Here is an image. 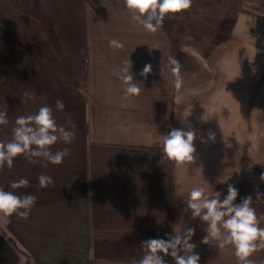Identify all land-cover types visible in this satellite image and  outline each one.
Here are the masks:
<instances>
[{
	"label": "crops",
	"instance_id": "1",
	"mask_svg": "<svg viewBox=\"0 0 264 264\" xmlns=\"http://www.w3.org/2000/svg\"><path fill=\"white\" fill-rule=\"evenodd\" d=\"M206 3L193 0L149 32L124 0H0V111L9 120L0 141L12 139L17 117L42 106L75 133L70 144L52 146L70 150L59 165L30 164L21 155L0 170V188L37 197L27 219L0 214V264H136L141 242L186 228L195 229L199 264H238L233 246L202 243L207 225L192 218L186 200L194 188L223 199L229 184H263L254 163L264 164V35L219 33L223 11L240 10L252 20V7L263 11L264 0ZM200 11L202 18L191 16ZM193 25L202 33L194 36ZM169 56L181 63L179 90ZM128 59L139 96H126L117 76ZM147 63L153 70L144 78ZM25 91L35 99L22 102ZM171 128L195 130L193 164L177 167L163 156ZM41 174L54 184L40 188ZM20 178L30 186L11 189ZM240 201L238 190L234 203ZM252 207L264 216V202ZM164 259L175 264L170 255ZM250 259L259 264L264 249Z\"/></svg>",
	"mask_w": 264,
	"mask_h": 264
},
{
	"label": "clouds",
	"instance_id": "2",
	"mask_svg": "<svg viewBox=\"0 0 264 264\" xmlns=\"http://www.w3.org/2000/svg\"><path fill=\"white\" fill-rule=\"evenodd\" d=\"M192 3L193 0H124L126 9L133 13L132 19L149 32H156L166 17L189 10ZM109 43L114 48H123V44L117 40H111ZM168 64L173 76V86L179 90L183 85L181 63L175 57L169 56ZM131 69L132 62L128 59L118 70L117 76L125 86L126 96H139L142 89L135 81ZM152 70V64L147 63L139 75L147 78ZM160 75H163L162 68ZM23 97L25 99L22 102H27L35 99V93L25 91ZM55 107L63 110L65 105L63 101L57 100ZM8 123L7 111H0V126H7ZM68 123L75 128L71 121ZM181 123H184V120ZM12 133L10 141L7 143L0 141V170H3L5 165L11 169L14 158L21 155L26 157L30 164L41 162L44 167H47L48 163L59 165L70 154V150L64 148L53 152L52 146L60 141L70 144L75 137L74 131L57 124L50 106H42L32 115L17 117ZM196 138V132L191 128L187 131L171 128L168 134L163 136V156L174 162L177 167L193 164L196 160L194 146ZM207 140L214 142L215 134L209 132ZM202 142L207 141L202 138ZM260 179L264 181V172H261ZM38 182L42 189L54 184L53 178L44 174L39 175ZM29 186L30 182L25 178L10 184L13 190ZM237 196L238 189L231 184L228 185L227 195L223 199L218 192L215 198H210L205 195L203 188H194L186 200L187 209L190 210L193 219L200 218L207 225V234L202 243L218 242L220 248L231 245L235 249L238 264H255L250 257L258 249H264V227L260 226L264 216H257L255 208L252 207V196L249 195L242 198L239 203H234ZM261 197H264V193L257 192L256 199ZM36 203L35 195H18L14 191L0 188V214L6 216L15 214L27 219ZM194 235V228H186L180 232L175 231V234L169 235L167 239L151 238L143 241L141 246L144 255L136 264H166L164 257L169 255L175 264H199L200 255L194 251L196 244L191 242ZM160 253L164 255L161 256ZM259 264H264V260Z\"/></svg>",
	"mask_w": 264,
	"mask_h": 264
},
{
	"label": "rangeland",
	"instance_id": "3",
	"mask_svg": "<svg viewBox=\"0 0 264 264\" xmlns=\"http://www.w3.org/2000/svg\"><path fill=\"white\" fill-rule=\"evenodd\" d=\"M204 1L207 2V3H209V4H211L212 2H215L217 0H204ZM219 1L220 2H222V1H225L226 2V0H219ZM247 7L250 8L249 5H247ZM226 9H227V7H226ZM206 12H209V11H206ZM223 12L225 13V15H224L225 21L221 25V32L219 33L220 35L230 34V35H234L236 37H242L245 34H251V33H253V34H259V35H262L263 34L264 35V24H262V23H264V21L263 20H262L263 22L259 21V19H260L259 17L260 16H263L264 17V10L263 11L262 10H254V8L252 7L251 12L254 13V16L256 18H258V19L252 18V20H247L246 19V14H244L240 10L230 11V12H228V10H225ZM223 12H221V14ZM204 13L205 12H202V11L196 12V13L193 12L191 16L194 17L195 19L196 18H202V15ZM228 13L230 15H228ZM177 16H178V14L177 15H172V17L171 16H169V17H171L172 19H176ZM191 16H188V17L189 18H192ZM220 18H222V16ZM245 22L248 23V24L251 23V25L250 26H247L245 28V30H244V24H245ZM229 23H231V24L229 25ZM232 23L233 24L235 23L236 26L233 27L232 26L233 25ZM201 27L203 29V26L193 25L189 29L191 30V32L195 36V35H197V34H199L201 32ZM204 28H206V27H204ZM208 30H210V29H208ZM208 33H211V32H208ZM263 183H264V181H263Z\"/></svg>",
	"mask_w": 264,
	"mask_h": 264
},
{
	"label": "trees",
	"instance_id": "4",
	"mask_svg": "<svg viewBox=\"0 0 264 264\" xmlns=\"http://www.w3.org/2000/svg\"><path fill=\"white\" fill-rule=\"evenodd\" d=\"M259 18L264 21L263 16H260ZM167 29H170V28L167 27ZM254 169L259 175H261V172H264V164L254 163ZM231 185H233L239 190L241 194V199L250 195L252 196L253 201L264 202V197L256 199L257 192L264 193V183L262 185H254L249 182H242V183H234Z\"/></svg>",
	"mask_w": 264,
	"mask_h": 264
}]
</instances>
